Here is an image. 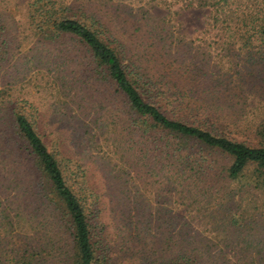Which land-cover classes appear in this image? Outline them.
<instances>
[{
  "label": "rangeland",
  "instance_id": "1",
  "mask_svg": "<svg viewBox=\"0 0 264 264\" xmlns=\"http://www.w3.org/2000/svg\"><path fill=\"white\" fill-rule=\"evenodd\" d=\"M42 1L100 27L127 69L137 67L148 81L136 83L143 96L168 116L252 145L264 140V36L254 39L252 28L264 26V0ZM29 5L0 0V264H67L73 248L66 215L37 192L38 172L23 152L14 110L33 120L58 159L85 204L96 254L108 264H264L242 250L264 249L262 242L232 239L227 211L213 215L222 186L233 189L234 200L235 190L252 192L251 167L225 183L228 154L178 142L159 127L134 129L122 93L113 97V87L79 69L66 73L65 63L75 68L79 56L62 55L64 42L32 29ZM250 33L254 40L244 46ZM203 77L217 81L211 92L200 87ZM81 92L87 97L80 103ZM177 142L183 171L175 172V157L166 154ZM263 199L256 193L257 206ZM263 220L252 227L259 236Z\"/></svg>",
  "mask_w": 264,
  "mask_h": 264
},
{
  "label": "trees",
  "instance_id": "2",
  "mask_svg": "<svg viewBox=\"0 0 264 264\" xmlns=\"http://www.w3.org/2000/svg\"><path fill=\"white\" fill-rule=\"evenodd\" d=\"M29 1L30 5L26 10V17L35 26L33 28L31 25L32 29H35L43 38L48 39L50 42L56 40L64 42L65 48H63L62 55L79 56L73 60L75 68L71 67L72 63H65L66 73L74 75L77 69H79L81 72H86V75L93 82L104 84L111 88L113 87L111 92L113 97L119 94V92L122 93L128 108L127 119L134 129L142 133H148L151 131L150 128L159 127L168 134L178 138V142L179 139L194 140L201 148L217 149L222 153L228 154L232 157V160L224 170V174H222L225 183H235L251 167L246 186L252 192L244 190V193H240L241 191L235 190L234 193H239L237 194V199L234 200L235 197L231 193L233 189L222 186L223 190H217L218 196H214L218 198V201H216L218 205L216 209H213V215L227 211V225L233 227L232 239H239L242 236V240L244 241L253 240L254 244L260 242L264 244V235H258L260 230H254L252 232L254 224L258 223L261 217L264 219V204L261 207L256 205V193L264 198V140L260 144L252 145L244 140H238L227 135L216 133L213 129L191 123L181 117L168 116L160 106L143 96L137 84L139 82H145L146 84L148 81L145 80L137 67H134V70L127 69L114 47L104 39L105 36H103V30L100 27H94V23H87L78 16L57 11L53 6H47L45 1ZM132 11L133 9H128V14L137 20L139 16ZM252 28L253 35H255L254 39H262L264 36V26L262 24H254ZM147 30L152 38L154 36V39L161 40L154 26H148ZM62 38L66 40L64 41ZM246 39L247 41L245 40L242 43L244 46L251 45L254 40L251 39V33L246 36ZM70 45L76 47L75 51L70 52ZM162 48L166 54H169L166 44H162ZM204 81L207 84L201 85L200 87L208 92L212 91L211 85L217 83L211 77H203L202 82ZM67 83V80H64L61 83L62 87L67 86ZM64 94L66 96L69 95L66 91ZM80 94L79 102L81 103L84 102L87 96L82 94V92ZM13 122L17 128L19 137L25 142L23 148L25 151L23 150V152H26L31 157V161L37 169V192L43 195V201L47 205H52L54 210L55 207L62 210V213L66 215L65 224H62L71 228L70 233L73 248L65 263L108 264L104 261L105 258L103 260V258H100L96 254L91 234L92 224L86 213L83 200L67 184L58 159L49 150L47 144L37 131L33 120L20 110H14ZM178 142L177 146L174 145L171 147L170 153H168L169 150H166V153H168L166 156L175 157V163L173 164L175 166V172L183 171L181 165L182 158L178 156L182 144H178ZM165 145L168 146V144ZM163 148L166 147L163 146ZM163 165H166V163H163ZM207 165L212 168L211 163ZM196 168L194 166L192 167L194 170ZM198 169L201 170L203 167ZM234 201L235 205L232 203ZM53 208L50 209L53 210ZM58 219L61 220V216ZM263 227L264 220L261 225H258V228ZM252 248L254 246L243 248L242 250L251 259L258 253L262 260H264V249L259 248L253 251ZM181 254L187 256L186 253ZM165 264L168 263L166 262ZM175 264L183 263L175 262ZM245 264H250V261Z\"/></svg>",
  "mask_w": 264,
  "mask_h": 264
}]
</instances>
